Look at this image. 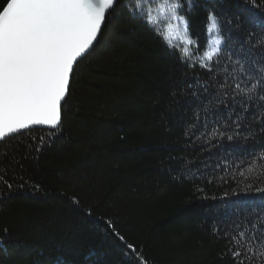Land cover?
<instances>
[{
    "label": "trees",
    "instance_id": "obj_1",
    "mask_svg": "<svg viewBox=\"0 0 264 264\" xmlns=\"http://www.w3.org/2000/svg\"><path fill=\"white\" fill-rule=\"evenodd\" d=\"M141 1L117 0L74 68L58 129L0 144V175L7 169L12 185L0 181V264H237L235 226L264 209V182L238 172L262 170L264 131L246 119L254 135L213 134L218 99L259 105L236 85L257 84L247 57L264 56V45L248 38L264 37V0H193L191 9L180 0L189 57L145 19ZM209 11L225 40L205 62Z\"/></svg>",
    "mask_w": 264,
    "mask_h": 264
},
{
    "label": "snow or ice",
    "instance_id": "obj_2",
    "mask_svg": "<svg viewBox=\"0 0 264 264\" xmlns=\"http://www.w3.org/2000/svg\"><path fill=\"white\" fill-rule=\"evenodd\" d=\"M186 2L191 9L193 0ZM115 3L116 0H7L0 7V142L31 126L57 128L62 118V101L70 93L74 68L97 40L106 23V13ZM182 7L180 0H171L166 10L187 34L189 21L178 11ZM164 10L162 7L161 11ZM205 27L207 33H216L210 50L204 53V61L210 62L221 51L218 46L225 37L221 34L219 18L211 11ZM253 36L250 34L248 38L252 48L264 45V37L252 39ZM186 43L192 44L193 40L188 38ZM247 62L250 64L247 78L256 80L257 84L247 92L237 84L236 95L244 93L251 99V94L257 93L259 105L238 101L235 95L218 99L225 111L220 113L216 109L219 127L213 138L232 140L236 136L254 135L255 130L246 119L261 124L260 130L264 131V56L249 55ZM249 112L253 113L250 118ZM259 162L260 172L254 164L238 172L243 181L264 182V156ZM6 176L7 169L0 175V181L11 188ZM235 229L228 251L237 264H253L257 257L264 264V209L252 217L251 224L243 220Z\"/></svg>",
    "mask_w": 264,
    "mask_h": 264
},
{
    "label": "rangeland",
    "instance_id": "obj_3",
    "mask_svg": "<svg viewBox=\"0 0 264 264\" xmlns=\"http://www.w3.org/2000/svg\"><path fill=\"white\" fill-rule=\"evenodd\" d=\"M140 3L141 4L138 7L139 12L143 14L147 21L155 24L160 30L162 29L166 38L179 44L180 47L183 45L182 42L186 43L183 27L178 25L176 21L172 20L170 13L166 10L167 3H171V0H142ZM162 7L165 9L164 11H161ZM150 20H155L156 22H151ZM208 35L212 43L216 38V33H208ZM186 45L185 49H187V57H189V54L191 55L192 53L193 47H190L192 46L191 44L186 43Z\"/></svg>",
    "mask_w": 264,
    "mask_h": 264
},
{
    "label": "water",
    "instance_id": "obj_4",
    "mask_svg": "<svg viewBox=\"0 0 264 264\" xmlns=\"http://www.w3.org/2000/svg\"><path fill=\"white\" fill-rule=\"evenodd\" d=\"M116 3H117V0H116ZM116 3H115V5H116ZM115 5H114V7H115ZM113 7V8H114ZM112 8V9H113ZM112 9H110L109 11H108V13H106V18H107V16L109 15V13L112 11ZM103 27L104 26H102V29H103ZM101 32H102V30H101ZM101 34V33H100ZM100 34L98 35V37H97V40L93 43V46L88 50V52L87 53H85V55H84V57L95 47V45L97 44V42H98V39H99V37H100ZM84 57H82V58H80L79 60H78V63H79V61H81ZM67 97V96H66ZM66 99V98H65ZM63 103H64V101H62V105H63ZM60 125V124H59ZM59 125L57 126V128H55V129H52V128H49L48 126H41V125H36V126H31L29 129H25V130H21V132H19V133H15V134H11L10 136H8V137H6L5 138V140L4 141H6L7 139H9V138H11V137H14V136H18V135H21V134H23V133H26V132H29V131H33V130H42V131H56L57 129H58V127H59ZM4 141H2V142H0V144L1 143H3Z\"/></svg>",
    "mask_w": 264,
    "mask_h": 264
}]
</instances>
